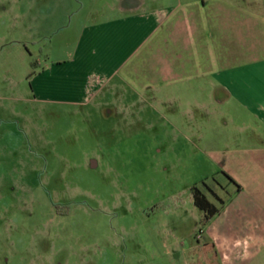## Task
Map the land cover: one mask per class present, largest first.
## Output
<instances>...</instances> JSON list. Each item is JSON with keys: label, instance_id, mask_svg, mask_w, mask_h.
<instances>
[{"label": "crops", "instance_id": "0c3cea01", "mask_svg": "<svg viewBox=\"0 0 264 264\" xmlns=\"http://www.w3.org/2000/svg\"><path fill=\"white\" fill-rule=\"evenodd\" d=\"M1 25L12 39L0 33V61L23 65L35 100L82 109L112 94L131 106V89L189 120L173 127L188 142L214 135L212 157L238 187L190 253L264 264V0H0Z\"/></svg>", "mask_w": 264, "mask_h": 264}, {"label": "rangeland", "instance_id": "374dc122", "mask_svg": "<svg viewBox=\"0 0 264 264\" xmlns=\"http://www.w3.org/2000/svg\"><path fill=\"white\" fill-rule=\"evenodd\" d=\"M8 58L0 61V264H196L195 236L212 223L194 215L190 188L219 205L236 187L212 157L222 153L211 145L217 138L204 129L188 142L173 127L189 120L131 89V106L112 94L82 109L37 101L23 65L9 68Z\"/></svg>", "mask_w": 264, "mask_h": 264}, {"label": "trees", "instance_id": "16d2710c", "mask_svg": "<svg viewBox=\"0 0 264 264\" xmlns=\"http://www.w3.org/2000/svg\"><path fill=\"white\" fill-rule=\"evenodd\" d=\"M31 65L33 67L36 66L35 61H32ZM226 176L228 177L230 181L234 182V180L229 175L226 174ZM236 186L238 187L237 184ZM207 190L210 191V188H207ZM212 193H213L212 195L214 196L215 200H219L217 194L214 192ZM189 201L203 213V222L208 221L214 214H216L219 211L220 204L223 203L222 200H220L219 205L211 202L207 198L205 192L196 186H192L190 188ZM210 249H211L210 245H207V244L203 245L201 248V254L204 255L206 252L210 251Z\"/></svg>", "mask_w": 264, "mask_h": 264}, {"label": "built area", "instance_id": "2783aa9c", "mask_svg": "<svg viewBox=\"0 0 264 264\" xmlns=\"http://www.w3.org/2000/svg\"><path fill=\"white\" fill-rule=\"evenodd\" d=\"M201 236H202V230L199 229V231L197 232L195 238H196L197 240H199V239L201 238Z\"/></svg>", "mask_w": 264, "mask_h": 264}]
</instances>
